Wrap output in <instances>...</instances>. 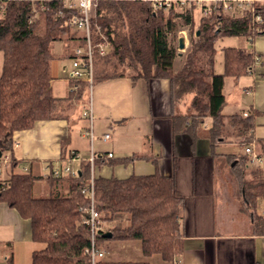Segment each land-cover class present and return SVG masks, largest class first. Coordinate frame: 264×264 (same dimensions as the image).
<instances>
[{"label": "trees", "instance_id": "1", "mask_svg": "<svg viewBox=\"0 0 264 264\" xmlns=\"http://www.w3.org/2000/svg\"><path fill=\"white\" fill-rule=\"evenodd\" d=\"M195 5L155 10L148 0H99L91 17L93 38L95 41L99 38L97 26H100L113 48L106 55L95 56L94 83L127 75L129 68L133 69L134 82L167 78L171 83L176 132L195 131L197 124L211 117L209 133L214 143L234 141L245 146L255 140L264 154V142L254 133L257 112L230 116L223 113L227 104L226 77L248 74L261 60L264 63V55L229 46L224 49V71L215 69L219 39L264 35V3L257 2L254 12L225 14L215 10L203 15L199 24L194 19ZM254 13L261 14V22L254 18ZM77 14L78 9L66 6L61 0L44 3L5 0L0 4V50L4 52L0 77V161L4 152L9 151L14 168L9 178L0 183V200L30 220L32 239L43 245L33 250L32 264H91L90 254L86 252L91 246V226L84 220L91 200L82 192L91 177L89 160L82 162L74 176L44 177L28 170H16L19 160L13 153L16 131L31 129L38 120L69 117L67 101L82 98L90 89L86 81L78 82L74 89L75 80L70 81L71 90L66 97L55 96L52 89L54 42L66 39L71 57L74 48L85 43V34L70 25ZM179 23L187 29L189 46L182 54L181 68L176 70L180 55ZM189 95L192 97L187 103ZM182 102L188 104L186 113L176 110ZM189 118L193 121L188 123ZM95 154L96 167L125 165L145 157L140 153L129 157ZM228 157L236 171L232 181L241 196V209L264 234V215L258 213L259 200L264 204V165L249 164L246 153ZM42 180L47 182L49 191L46 196H37L35 186ZM94 190L95 206L104 222V227L96 233L99 248L104 249L105 242L111 239L139 240L145 256H159L170 263L182 253L181 217L185 198L177 189L174 174L157 171L126 178L97 176ZM108 232H112L111 237L106 236ZM5 264H14L13 255L7 257ZM97 264L155 263L106 261L102 257Z\"/></svg>", "mask_w": 264, "mask_h": 264}, {"label": "crops", "instance_id": "2", "mask_svg": "<svg viewBox=\"0 0 264 264\" xmlns=\"http://www.w3.org/2000/svg\"><path fill=\"white\" fill-rule=\"evenodd\" d=\"M183 31H180L178 38L185 36ZM235 37L226 36L217 41V72L224 71V49L229 46L240 47ZM185 41L187 48V36ZM251 42L252 49L241 48L264 55V35L251 38ZM220 49L223 56L221 54L218 57ZM3 65L4 52L0 50V77ZM70 81L69 76L62 77L61 83L57 84V89L60 88L56 91L53 80L54 95L55 90V96L66 97L71 90ZM66 86L67 93L60 95L65 92ZM227 88H230L229 92H226ZM224 93L227 104L223 113L226 116L257 112L255 126L259 129L256 127L254 133L264 142L263 60L244 78L227 76ZM75 101L83 106L75 117L87 119L84 125L71 112ZM89 101L94 117L93 142L85 134L90 127V119L84 116ZM66 105L69 117L38 120L33 128L14 133L13 153L19 160L20 170L44 177L49 176L55 167L67 164L80 170L92 149L96 153H112V157H129L140 153L145 157L129 164L97 166L96 177L126 178L132 174L148 175L157 171L163 175L174 174L177 189L185 198L181 217L184 249L173 263L159 256H145L139 240L111 239L105 242L104 260H149L155 264H264V234L256 229L250 215L241 209L237 186L225 174L228 156L239 155L228 146L239 143H214L209 133L211 124L206 125L205 122L195 125L193 132H176L173 129L169 79H138L134 82L131 74L104 79L94 83L91 91L82 98L68 100ZM180 105L176 109L178 113H186L187 110H183ZM191 121L189 118L188 123ZM76 129H80L78 138ZM107 133L110 136L105 138ZM84 139L89 140L88 146ZM9 159L6 156L5 160L11 164ZM10 173L2 174L0 166V183L9 178ZM39 182L46 183L42 191H49L45 180ZM258 213L264 215V207L263 212ZM31 231L30 220L0 200V256L4 259L0 260V264H5L10 255H13L14 264H21L22 258L26 259V264H32V252L39 246L32 239ZM132 246L137 252L135 257H117L112 253L115 248L129 252Z\"/></svg>", "mask_w": 264, "mask_h": 264}, {"label": "built area", "instance_id": "3", "mask_svg": "<svg viewBox=\"0 0 264 264\" xmlns=\"http://www.w3.org/2000/svg\"><path fill=\"white\" fill-rule=\"evenodd\" d=\"M5 0H0V4ZM33 3L45 2L49 0H30ZM64 4L70 8H76L79 14L75 15L70 25L78 31H82L85 34V43L81 46L74 48V57L72 61V68L69 72L70 80H75L76 84L73 88L78 87V82L86 81L90 84V91L94 84V58L96 55H106L112 48L113 45L108 36L102 31L100 26H97V32L100 35L97 41L94 40L92 34L91 17L93 15L94 8L96 7L99 0H61ZM153 3V7L156 9L164 8L169 9L174 5H191L195 3V0H148ZM200 2L203 15H210L213 11L219 10L225 14L239 11H252L255 10V4L257 2H263L264 0H197ZM196 4V3H195ZM254 18L257 21H262L261 14H255ZM247 114V113H246ZM84 116L90 119V127L86 130L88 135L93 142L94 139V117L92 113V104L89 101V105L84 111ZM110 134H105V138H108ZM244 152L249 156V164L256 166L264 165V154L260 152L259 144L257 141H252L244 146ZM112 156V153H109ZM78 158V155L75 156ZM95 151L92 149L90 157L88 158L91 165V177L89 183L82 188V192L89 196L91 204L86 208L87 217L85 222L91 226V246L86 249V252L90 254L91 264H97L98 260L105 255V250L101 249L96 244V233L104 227V222L101 219V214L95 206ZM79 169L75 168L71 164H67L62 167H55L49 175L60 176L61 174L76 175Z\"/></svg>", "mask_w": 264, "mask_h": 264}, {"label": "rangeland", "instance_id": "4", "mask_svg": "<svg viewBox=\"0 0 264 264\" xmlns=\"http://www.w3.org/2000/svg\"><path fill=\"white\" fill-rule=\"evenodd\" d=\"M195 3H196V5H195V8L193 10L194 19H195L196 24H199L200 19L203 16V9H202V6H201L200 2H197V0H195ZM179 29L180 30L178 31V36L181 34L180 31L184 30L182 34H184L185 36L188 37L187 29H185V27L183 25H181L180 23H179ZM235 38H236L235 40H237L238 45L240 47H245V48H248V49H252V47H253L252 45L253 44L251 42V37H248V36H236ZM225 40H228V38H226ZM225 42L226 41H224V43ZM69 45L70 44H69V42L66 39H59V40H56L54 42L53 48H54V52H55L56 55H55L54 59L52 60L51 73H52V76H53V80L55 81L56 91H58V89L60 88V87H58V89H57V84L61 83L60 81H61L62 77H64L65 75L69 76V70L72 68L73 57L68 55V49H69L68 47H69ZM185 50H186V48L184 50H180L179 49V51H181L182 53H180V55H179L180 57L176 61V67H175L176 70L180 69L182 64H183L184 56L182 54H183V52ZM221 54L223 56V52L220 49L218 57L221 56ZM127 72H128V74H132L133 73V69L129 68V69H127ZM245 76L246 75H243L241 77L244 78ZM229 84L230 83L228 81V85ZM67 87L68 86L65 87V92H63V94H60V95H65V93H67L66 92V88ZM229 89L230 88H227L226 92H229ZM56 91L54 90L55 95L57 93ZM191 97H192L191 95L188 96V98L186 99L187 103H188V101L190 100ZM187 103H185V102L180 103L181 104L180 106H181V108H183V110L184 109L187 110V106H188ZM185 105H186V108H185ZM82 107H83L82 104H79L78 101H75V105L73 106V110L71 112H72L74 118L75 119L77 118L76 120L81 121L82 124L84 125L87 119H84L83 117H80V116H78V117L76 116L75 117V114H79L80 113V109ZM211 123H212V118L211 117H207L205 119V123L204 124L209 125ZM256 127H257V125L255 126V129H256ZM75 131H76L75 134H76L77 138L80 137V133L77 131V129ZM75 139H76V137H75ZM84 141H85V143L88 146V144H89L88 141L89 140L88 139H84ZM228 147H230L231 149L235 150L239 154L240 153H245L244 152V146H241L239 144L236 145V146L230 145ZM87 149H89V148H87ZM87 154H88V152H87ZM6 156H8L10 158L9 161L11 160V157H12L11 153L9 151H5L4 152V155L2 157L3 158L2 159V163H1L2 174H7V172H11V169H12L11 164L7 163V160H5ZM15 169L16 170H20L21 169V165H18ZM235 172L236 171L233 169L232 164L228 162L227 165H226V168H225L226 177L228 179H231V180L234 179V181H235ZM250 177H251V175L248 174L247 178L249 179ZM43 186H46L45 182H43V183L38 182L37 185L35 186L36 189L34 191H35V194L37 196H46L47 195L48 191H46V192L42 191ZM263 207H264L263 202L261 200H259V202H258V211L263 212ZM35 244L39 246L38 248H41L43 246L41 243H35ZM131 245L132 244H130V246ZM130 246L126 245L125 247L129 248ZM133 249H134V247L132 246L130 251L128 252V251H124L122 248H120V249L115 248V250H113L112 253H114V256H117V257H125V258L126 257H135L137 252H135L134 251L135 249L134 250ZM0 260H4L2 256H0ZM20 261H21V264H23V263L26 264V259L24 260V258H22Z\"/></svg>", "mask_w": 264, "mask_h": 264}, {"label": "water", "instance_id": "5", "mask_svg": "<svg viewBox=\"0 0 264 264\" xmlns=\"http://www.w3.org/2000/svg\"><path fill=\"white\" fill-rule=\"evenodd\" d=\"M197 34H199V31H198V33ZM186 48V41H185V36H180L179 37V49L180 50H184ZM2 155V152H1V150H0V156ZM236 162V161H235ZM235 162H233V164H235ZM106 236H108V237H111L112 236V232H108L107 234H106Z\"/></svg>", "mask_w": 264, "mask_h": 264}]
</instances>
